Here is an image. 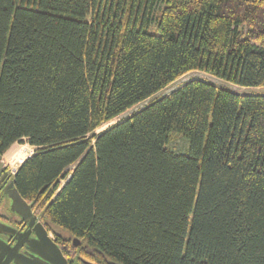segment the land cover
I'll return each mask as SVG.
<instances>
[{
  "label": "trees",
  "instance_id": "16d2710c",
  "mask_svg": "<svg viewBox=\"0 0 264 264\" xmlns=\"http://www.w3.org/2000/svg\"><path fill=\"white\" fill-rule=\"evenodd\" d=\"M195 70L264 88V0H0V155L35 147L14 185L70 264H264V89L156 95Z\"/></svg>",
  "mask_w": 264,
  "mask_h": 264
},
{
  "label": "flooded vegetation",
  "instance_id": "af4514ba",
  "mask_svg": "<svg viewBox=\"0 0 264 264\" xmlns=\"http://www.w3.org/2000/svg\"><path fill=\"white\" fill-rule=\"evenodd\" d=\"M13 172L8 166L0 163V264H17L18 256L27 258L38 256L33 249L41 247L44 232L52 238L67 258L63 250L65 245L57 239L55 233L36 212L33 202L26 201L30 204V213L27 216L19 214L12 208L10 193L15 188ZM70 243L72 245V240Z\"/></svg>",
  "mask_w": 264,
  "mask_h": 264
},
{
  "label": "rangeland",
  "instance_id": "374dc122",
  "mask_svg": "<svg viewBox=\"0 0 264 264\" xmlns=\"http://www.w3.org/2000/svg\"><path fill=\"white\" fill-rule=\"evenodd\" d=\"M195 77L196 78H205V79L212 81L216 84L226 86V87L231 88V89L238 91V92H246V91H250V90L264 89V88L256 89V88H248V87L239 86L236 84H232V83L223 81V80H221V79H219V78H217L211 74H208L206 72L195 70V71H190V72H187V73L181 75L180 77L175 79L172 83L167 85L165 88L158 91L156 93V95L166 94V93L170 92L172 89L179 86L181 83L189 80L190 78H195ZM146 101H147V99L142 101V102H139L138 104H135L131 108L122 112L116 118L102 124L99 128H97L96 131L103 130L104 128H106L110 124L116 122L118 119L130 115L132 112H134L138 108L142 107L146 103ZM185 146H186V143L181 138L176 139V141L170 145L171 148L180 149V150H183L185 148ZM34 150H35V147L29 145L27 142H15L0 156V163H2L4 165L8 166L10 169L14 170L19 166V164L26 157H28L29 155L34 153ZM64 181L65 180H62L61 184H63Z\"/></svg>",
  "mask_w": 264,
  "mask_h": 264
},
{
  "label": "water",
  "instance_id": "95a60500",
  "mask_svg": "<svg viewBox=\"0 0 264 264\" xmlns=\"http://www.w3.org/2000/svg\"><path fill=\"white\" fill-rule=\"evenodd\" d=\"M30 156V155H29ZM17 169V168H16ZM14 169V173L16 171ZM12 208L23 216L30 213V204L24 200L16 188H13L11 193ZM42 237L41 247H34L33 251L38 254L34 258H27L25 256H18L16 259L17 264H70L67 258L62 254L59 246L52 240L50 236L44 232ZM80 240L76 237L72 238V245H78ZM1 243V242H0ZM1 246V245H0ZM91 264L90 262H86Z\"/></svg>",
  "mask_w": 264,
  "mask_h": 264
}]
</instances>
